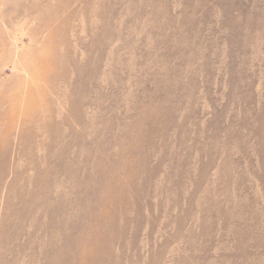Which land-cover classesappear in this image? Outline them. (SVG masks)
<instances>
[{
  "label": "rangeland",
  "instance_id": "1",
  "mask_svg": "<svg viewBox=\"0 0 264 264\" xmlns=\"http://www.w3.org/2000/svg\"><path fill=\"white\" fill-rule=\"evenodd\" d=\"M0 264H264V0H0Z\"/></svg>",
  "mask_w": 264,
  "mask_h": 264
},
{
  "label": "bare ground",
  "instance_id": "2",
  "mask_svg": "<svg viewBox=\"0 0 264 264\" xmlns=\"http://www.w3.org/2000/svg\"><path fill=\"white\" fill-rule=\"evenodd\" d=\"M17 98V97H16ZM15 101V99L13 100V102ZM96 253H93V251H92V255H95Z\"/></svg>",
  "mask_w": 264,
  "mask_h": 264
}]
</instances>
